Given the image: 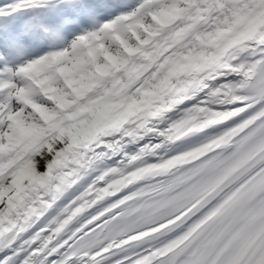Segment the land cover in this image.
<instances>
[{"label":"snow or ice","instance_id":"6c2138e0","mask_svg":"<svg viewBox=\"0 0 264 264\" xmlns=\"http://www.w3.org/2000/svg\"><path fill=\"white\" fill-rule=\"evenodd\" d=\"M0 264H264V0H0Z\"/></svg>","mask_w":264,"mask_h":264}]
</instances>
